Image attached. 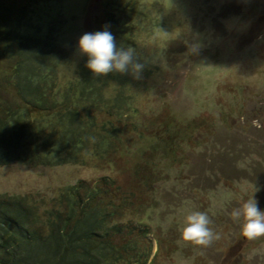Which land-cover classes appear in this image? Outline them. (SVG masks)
Listing matches in <instances>:
<instances>
[{
    "label": "rangeland",
    "instance_id": "1",
    "mask_svg": "<svg viewBox=\"0 0 264 264\" xmlns=\"http://www.w3.org/2000/svg\"><path fill=\"white\" fill-rule=\"evenodd\" d=\"M148 6L158 14L155 26L141 19ZM51 21L55 36L42 69L55 74L62 91L67 83L86 84L88 57L79 54L78 41L106 25L117 47L134 48L144 67L139 78L129 72L118 79L121 73L113 72L116 78L100 86L95 77L109 106L95 109L88 131L94 143L47 153L44 162L1 166L2 207L13 214L11 204L33 208L40 218L34 225L47 236L52 215L66 217L71 209L79 217L94 187L114 183L101 200L113 206L117 197L125 215H115L103 230L118 249L100 247L108 263L118 254L129 264L149 254L148 264H264V252L251 262L245 259L253 249H264V238L247 241L242 221L230 216L253 184L260 189L253 198L264 211V0H65L57 22ZM16 50L31 55L29 45ZM9 59L12 66L0 50V75L14 70ZM6 79L12 83L15 76ZM7 80L8 87L0 85V99L8 100L3 91L12 93ZM121 94L130 101L125 114L116 110V101L124 99L112 100ZM20 100L15 95L8 104L21 105L14 110L18 116H32ZM7 115L0 109L1 120ZM110 120L112 126H104ZM193 210L207 211L210 226L221 233L208 248L180 240L184 218ZM74 219L62 227L75 232Z\"/></svg>",
    "mask_w": 264,
    "mask_h": 264
},
{
    "label": "trees",
    "instance_id": "2",
    "mask_svg": "<svg viewBox=\"0 0 264 264\" xmlns=\"http://www.w3.org/2000/svg\"><path fill=\"white\" fill-rule=\"evenodd\" d=\"M64 1L0 0V50H3V58L8 59L11 66L13 64L9 58H13L15 61L13 71L11 68L10 71L2 73L3 76L0 75V85H6V77L15 76L12 83L10 79L7 80L11 83L12 93L3 92L9 96L8 100L18 95L24 110L26 108L32 111L30 117H25V114L18 116L14 110L17 107L21 109V105L14 103L12 106L9 105L10 103L8 104L6 98L0 99L1 111L8 114L4 118L5 120L0 119V167L11 163L44 162L48 154L51 156L60 150L66 149L65 152H73V149L80 148L83 143L86 144L92 139L88 131L95 122L93 116L96 114L95 109L98 106L103 108L109 106L108 103L103 102L105 96L103 97L99 86L105 80L110 81L116 76H113L112 73L103 77L99 76L101 81L98 80L99 86L96 88L95 77L97 76L93 77V73L86 68L87 58L83 64L87 80L86 84L83 82L82 88H80L79 82H73L63 85L62 91V86H58L53 78L55 74L42 69L43 64L46 65L43 63V58H48L46 55L52 48V46L47 48L50 36H55L51 35L54 29L51 20L54 23L57 22L56 16H58ZM142 8L140 7V9ZM144 11V17L141 19L146 22L145 26H155L157 19L155 16L158 14H152L154 8L148 6L144 8ZM29 20L32 21V29L27 27ZM127 28L129 31L132 30ZM18 31H21L22 39L19 38ZM22 32L30 37H23ZM124 40L126 44H130V36L125 35ZM21 44L30 46V56H25L24 53L16 50L17 45ZM42 45H45V48ZM47 61L51 62V60ZM88 75H92V79H89ZM123 75L125 74H120V77L118 75L117 78L121 79ZM116 81L113 80V82ZM6 86L8 87V84ZM59 89H61L60 93ZM82 93L87 97L83 98ZM120 98L124 100L116 101L119 103L116 110L125 114V111L131 109L130 101L123 94L112 100ZM60 102H62L61 105H59ZM109 110L113 111L112 108L107 111L109 112ZM35 111L40 115H37L39 113ZM42 114L51 116L40 119ZM106 115L109 116V113L106 112ZM112 123V121L104 123V126H112ZM47 129H50L51 132L46 131ZM85 133L86 135H84ZM53 149L56 151L53 152ZM111 184L106 187L97 185L92 189L90 194L93 197L90 202L84 204L86 207L81 209L79 217L71 209L67 218L62 214L52 215V220L49 222L51 232L47 236H43L41 230L35 227L36 219L40 218L33 208L20 205V203L11 204L9 206L16 210V214H13L6 210L8 207L4 208L0 204V264H124L125 262L129 264L131 260L122 259L124 256L119 254L117 258L112 259V262L109 259L108 263L109 255L105 259L103 257L105 253L100 250L101 246L106 249H108L107 246H110L114 247V251L118 250L117 245L111 246L110 243L113 240L109 239V235L103 234V230L106 225H109L107 222L110 219H115V215L118 217L125 215L124 209L120 210L116 204L117 197H115L113 206H107L101 200L105 191L106 193L112 191L110 188L114 183ZM77 189L79 190V188H75V190ZM93 201H96L94 208L91 204ZM72 219H74L77 230L71 233L66 227H62V224L67 225L72 222ZM126 241L129 240L125 238L124 242ZM147 242L149 241L147 240ZM149 262L150 255L148 254L143 259H137L133 264H148Z\"/></svg>",
    "mask_w": 264,
    "mask_h": 264
},
{
    "label": "clouds",
    "instance_id": "3",
    "mask_svg": "<svg viewBox=\"0 0 264 264\" xmlns=\"http://www.w3.org/2000/svg\"><path fill=\"white\" fill-rule=\"evenodd\" d=\"M195 49L193 45V51ZM78 52L88 57L85 66L94 76L130 72L134 78H139L144 67L138 62L134 48L117 47L115 37L107 25L103 31L83 34L78 41ZM92 142H95V138H92ZM259 190L254 184L251 185V195L230 213L234 222L242 221L241 236L250 242L264 238V211L258 208V201L253 198ZM212 224L207 211H190L184 218L180 240L201 249L208 248L221 239V233L211 227ZM262 252L264 249H253L245 259L251 262Z\"/></svg>",
    "mask_w": 264,
    "mask_h": 264
}]
</instances>
